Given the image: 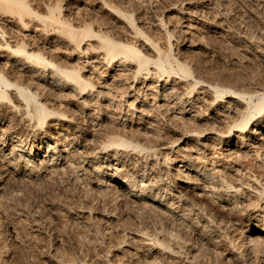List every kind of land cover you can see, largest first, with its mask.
I'll use <instances>...</instances> for the list:
<instances>
[{"label": "rangeland", "instance_id": "1", "mask_svg": "<svg viewBox=\"0 0 264 264\" xmlns=\"http://www.w3.org/2000/svg\"><path fill=\"white\" fill-rule=\"evenodd\" d=\"M28 1H31L29 3L41 14H46L52 5H58L55 12L60 18L67 19L76 27L89 23L97 32H106L107 35L122 41L130 40L129 42H133L135 46L139 44L137 47L143 54L147 52L145 54L147 56L155 57V46L168 51L179 62L185 63L191 69L192 75L200 81L195 86L197 92L192 93L196 94L195 96H205L204 98L210 100L212 89L209 84L242 92L264 89V0ZM0 22V27L6 28L10 36L21 37V30L14 18L0 17ZM31 23L33 24L29 22V29L23 32L27 35L25 38L33 42L35 49L45 51V55L52 57L60 65L80 67L81 74L91 79L97 89L104 90L107 99L114 97L118 100L117 95L121 91L129 92L123 95L117 106L104 107L106 101L92 100V102L88 101L89 108L82 111L78 107L85 96L80 97L77 92H71L68 85L62 88H51L43 84L33 85L34 83L30 85L32 89L40 92L41 101L48 99L45 103L51 102L50 105L48 104L49 107L58 108L57 111L62 110L66 115L60 117L59 124H55L59 122L55 119L49 122L58 126L64 136H57L54 128H51L48 140L52 145L58 144L56 145L58 150L63 147L59 151L63 156L66 154L65 158L72 167H76L78 172L74 176L66 171L67 169L53 167L47 170L44 167L46 171L41 169L38 175L36 173L30 176L14 173L0 161V176H2L0 178V264H7L3 260H8V264H158L156 262L159 264H264V233L261 234L262 243L258 242V247L255 246L257 248L251 249L246 243V238L248 239V236L255 231L261 230L263 226L260 221L252 217L264 213V198L259 199V195L251 188L252 185L256 187L257 181L246 180L244 183L242 172L244 169L235 175L234 170L222 172L228 181L233 180L231 182L233 185L236 183L238 186L241 183L236 198L240 201L234 199L231 202L239 206V211L242 207L239 213L237 209L234 211L237 206L235 203L233 204L235 208H232V204L206 195L197 197L198 195L193 194V190L186 188L184 184H176L172 176L167 173L168 167L165 166L166 163L162 158L163 155L178 158L182 154L191 153L196 159L195 162L197 161L196 165H202L206 161L208 163L212 159L216 164L215 169H220L222 163L228 162L234 165L232 167L234 168L237 166L234 163L238 161L237 163L249 165V167L244 165L245 167L253 166L250 169H253L255 174L258 173L257 178L263 182L264 164L261 162H264V156L259 161L252 155L253 147L251 143L249 144L250 141L239 145V148L234 147V144L231 145L238 153L241 152V155L246 152L251 154L240 156L235 162L233 160L236 156L227 154L230 145L223 141L210 139L213 136L208 133L198 135L199 137L184 133L187 127L188 129L196 125L203 128L211 127L213 109H219L223 104L207 110L206 118L197 121H192L188 118V114H182L167 105V107L165 105L155 107V104H152V109L151 106L149 109L145 108L138 102L141 100L140 97L133 100L135 93L130 91L131 87L126 88L130 84L139 87L142 81L134 83L133 78L125 77L126 71L115 69L114 74L113 70L105 67L106 65H100L101 50L91 49L89 45L96 46L95 39L83 41L81 47L87 51L79 53L57 29L52 30L49 27L46 30L39 21ZM135 28L141 30L145 36L135 34ZM1 54L5 55V52L2 51ZM0 62H3L2 58ZM172 64L175 65V62ZM149 67L153 68V65ZM112 72L116 77L113 81ZM117 76L121 77L117 79ZM148 78L144 80V84L151 82ZM183 79L174 84L180 90L185 86L183 82L192 80V77ZM146 88L147 86H141L140 90L147 91ZM146 98L149 102L152 101L149 95ZM224 100L232 99L225 97ZM130 101H133L136 108L132 118L129 117L128 112L121 114L123 107L127 109L126 103ZM232 102L234 101L230 103L231 112L234 115L235 107L241 105L235 106ZM4 104L0 105V116L2 114L7 118L14 116L16 117L14 120L17 121V116L13 113L16 111L8 103L4 102ZM95 106L100 108L99 115L91 110ZM201 109L204 108L200 107ZM139 111H143L144 115H138ZM63 119L68 120L67 123ZM122 120L127 123L125 128H128L129 134L130 132L144 136L147 134V137L142 135L140 141L145 145L157 144L160 154L156 159L154 157V160L150 155L152 151H148L147 148L138 151L137 154L132 147H116L123 162L114 160L116 164L105 167V170L110 171L111 167L117 166L121 171L118 174L123 171L127 174H139L142 172V167H152L154 171L145 173L144 179L152 181L153 176L157 178L160 176L162 181H170V184L176 185L171 193L181 190L183 195L186 194L184 196L187 197L188 205L194 204L192 208L189 207V211L186 210L187 218L185 217L186 220L183 221H187L186 226L183 222V224L180 222L179 224L176 220L174 222L170 214L164 215L156 208H152L149 203L150 198L140 202L131 197L136 204L131 205L133 201L130 204L129 197L121 192V187L89 166L87 161L90 156L96 153L100 155L106 138L112 135V130L120 129ZM16 121L4 120V124H1L2 132L16 130L20 132L19 134H24L23 143H34L40 149L45 147V144L39 143L38 136L41 134L36 133V137L32 138L31 134L36 130L34 131L26 120ZM226 121L229 122V118H226ZM8 123H12L11 126ZM213 127L221 131L225 129V124L218 121ZM260 130L264 133L263 129ZM155 132L157 136L152 135ZM146 138H149L148 141ZM259 164L263 165L262 168ZM237 176H243L242 179L240 178L242 182L234 180ZM156 177L154 180L157 179ZM97 182L101 183L99 188ZM156 186L157 188L162 186L159 191L166 190L162 183ZM156 186L153 188L155 189ZM197 192L200 190L197 189ZM197 205L199 210L196 209ZM230 205L233 211L229 208ZM257 217L260 219L261 216ZM167 230L178 235L177 240L172 241L167 238Z\"/></svg>", "mask_w": 264, "mask_h": 264}, {"label": "bare ground", "instance_id": "2", "mask_svg": "<svg viewBox=\"0 0 264 264\" xmlns=\"http://www.w3.org/2000/svg\"><path fill=\"white\" fill-rule=\"evenodd\" d=\"M29 2L31 3V1H28V0H0V17L1 18L2 17L14 18V20L18 24L17 26H19L18 27L19 30H21L20 31L21 37L13 38L12 36L9 35L6 28L0 27V58L3 59V62H0V105H3L4 102L8 103L10 107L13 108L14 111H16L13 113L16 114L17 119H18L16 121L14 120V118L16 119V117L8 116L9 118H7L5 116H2L3 115L2 114L0 116V130L2 129L1 124H4V120L6 119L9 122H15V121L20 122L22 120H26L31 126V128L32 129L34 128V131L36 130L35 132H32L31 134L32 138L36 137V133L38 135L41 134L40 136H38L39 143L45 144V147H44L45 149L44 148L40 149V147L36 146L34 143H23L22 135L24 136V134H19L20 132L18 133L16 132V130L14 131L11 129L12 131L11 130L5 131L3 129L4 130L3 132L1 130L0 131V161L4 163V166L6 165V167L8 166L9 168H11L10 170H12L14 173H19V174L22 173L24 175H30V176L36 175L37 173L38 175V172H40L41 169H44V167L47 170L48 168H53V167L54 168L60 167L62 170L67 169L66 171H68L70 174L74 176L78 172L76 167H72L68 159L65 158L66 154H64L65 156H63L62 152L59 151L63 147L61 149L59 148L58 150L56 146L58 144L55 145L54 143V145H52L49 143V140H48V136H49L48 133H50L49 130H52L51 128H54L57 136H64V134L61 132L58 126L52 125L49 122L50 120L55 119L59 121V122H55V124H59L61 122L62 116L66 117V115L62 113V110H60L61 112L57 111L56 109L58 108L55 109V107L53 108L51 106L50 108L48 104L51 102L47 104L45 103L48 99L46 101H41L39 99L40 92H38V90L34 88L32 89L30 85H32L33 83H34L33 85L43 84L45 86H50L51 88H54V87L62 88L64 85L65 86L68 85L69 90L71 92L72 91L77 92V94L80 97L85 96V98H83V101L80 103L81 105L78 107V109L79 110L81 109L82 111L89 108L88 101L92 102V100L94 102L96 100H100L103 102L106 101V103L103 104L104 107L109 106V105L110 106L112 105L113 107L117 106L119 102L121 101V99H123L122 98L123 95L125 96V94L129 92L127 90L121 91L120 94L117 95L118 96L117 98H119L118 100L114 99V97H110L107 99V97H105L106 92H104V90L102 91V90L97 89L93 81H91V79L84 77L80 72V67L78 66L69 67V66L60 65L52 57H48L47 55H45V51L39 50L37 48L36 50L34 48L33 42L31 41L29 42V40L25 38L26 34L23 32L29 29V26H30L29 22L32 25L33 23L31 22H35V21H39L41 25L45 27V29L49 27L52 30L57 29V31L61 33L63 36H65L67 40L69 41V43H71L79 53L87 51V49L86 51H84L85 49H82L81 47V43L83 41H87L91 38L95 39L96 46L94 44L92 45L89 44V45L91 49L101 50L100 51L101 55L99 58V63H101L100 65L102 64L106 65L105 67H107L110 70H113L114 74H115V69L124 70L126 71V73L124 72L126 78H133L134 83L135 82L141 83L142 81L141 86H147L146 88L147 91H143V92L140 90L141 86L133 87L132 86L133 84L126 86V88L131 87L132 90L130 91L131 92L133 91L135 93L133 94L134 96L133 100H136L138 97H140L141 100H139L138 102L141 103V105L145 108L148 107L149 109L151 106L150 109H152V104H155V107H161V106L167 105L175 109V111L178 110L182 114H188V118L191 119L192 121H197V120L206 118V116L208 115L207 110H210L212 108H215L218 105L223 104L221 108L218 106L219 109H216V110L213 109L214 115H212L211 117L212 118V122L210 123L212 124L210 125L211 127L203 128V127L196 125L195 127L190 128V129H188L187 127L184 133L190 134V135L191 134L197 135V136L198 135L202 136L203 133L204 134L208 133L209 135L213 136V137H210V139L213 138V139L219 140V142L223 141L224 143L230 146L234 144L235 145L234 147H238L239 145H242L243 143L250 141L249 144L251 143V147H253V148L250 147L252 149L251 150L252 155L255 156L259 161L261 158L263 159L264 151L262 150H264V133H262L260 129H263L264 131V89H261L260 91H258L257 89L253 92H246V91L242 92L240 90H235V89L227 90L220 86L209 84L211 86L210 89H212L210 100H207L208 98L207 99L204 98L205 96L204 97L199 96V95L195 96L196 94L194 95L192 93L195 91L197 92L196 90L197 87L195 89V86L198 85L200 81L192 75L191 69L185 63L179 62L168 51L161 50L157 46H155V53H156L155 57L147 56L145 55L147 52L146 53L144 52L143 54L140 48L137 47L139 44L135 46L133 42H129L130 40L122 41L119 39H115L114 37L110 35H107L106 32L105 33H103L102 31L97 32V30H94L89 23L82 22L83 23L82 25L76 27L71 22L67 21V19L64 20L60 18L56 14L57 12L56 9L58 8V5H54V6L52 5V7L48 9L46 14H41ZM109 7H112V5H109ZM135 34H140L142 36H145V34L142 33V31L137 28H135ZM2 51L5 52V55L1 54ZM173 62H175V65L172 64ZM149 65H153V68H150ZM150 71H153V72H150ZM117 72H116V75L118 74ZM114 76L112 72L111 74L112 81L114 78H116ZM188 76H191L192 80L183 82L185 86L182 90H180L178 87L174 85L176 81L180 82L184 80L183 79L184 77H188ZM120 77L117 76V79ZM146 78L151 79V82L144 84V80ZM158 81L160 83H158ZM154 82L156 83V85L151 86L150 84ZM148 95L150 99H152L151 102H149V100H147L146 98V96ZM13 97L15 99H13ZM86 97L88 99H86ZM225 97H228L232 100L225 101L224 100ZM15 100L17 102H15ZM231 101H234L232 103H234L235 106L241 105L239 107L233 106L235 107V110L233 111L234 115H232V112H231L232 110V106L230 105ZM132 102L133 101L126 103V106L128 108L126 107L127 109H125V107H123L124 110H123V113L121 114H126L128 112V114H130L129 117L132 118L134 110L136 109ZM4 105L6 106V104ZM96 107L97 106H95V108H91V110L92 112L96 111L95 114L99 115L100 111L98 110L100 108L97 107L96 109ZM200 107H203L204 109L200 110ZM138 115H144V112L139 111ZM145 115L149 116L150 114L149 115L145 114ZM229 115L231 116L229 117ZM226 118H229V122L226 121ZM218 121H221L225 124L224 130L220 131L213 127L215 122H218ZM11 124H9V126H11ZM126 124L127 123L126 122L124 123V121L120 122V125H121L120 129L117 127L118 129L111 131L112 135L106 138V140L103 139L105 140V142L103 143L104 145L102 147L100 155H97L96 153V155L93 154L92 156H90V159L87 161L89 163V166L96 169L101 176L111 179L112 181H114V183H116L117 186L121 187L122 189L121 192L123 191V193H125L129 197L128 199L131 200V201L129 200L130 204L133 201L131 205H133L135 200L141 202V201H147L146 199L150 198L151 202L149 203H151L150 205L153 206L152 208L154 209L156 208L157 211L158 210L161 211L162 213H164V215L167 213L169 216L170 214V216L173 217V221L176 220L178 223L179 222L181 224L184 223L185 225L187 221L186 222H183V221L186 220L187 218L186 210L189 211L190 210L189 207L192 208L194 204L192 205V202H191L190 204L192 206H189L187 202L188 200L186 201L187 197L184 196L186 194L184 193L183 195V193H181V190H177V188H175L177 190L176 193H171V190L176 185L170 184V181L164 182L162 181V178L158 175H157L158 178L152 175L153 176L152 181H150L149 179L148 180L144 179L143 177L144 174L145 173L147 174L148 171L152 170V167L144 166L143 164L142 166L144 167H142L141 169L142 172H140L139 174L138 173L127 174L123 170H122L123 172L121 173L122 175L118 174L121 171L117 169V166L111 167L110 171L105 170L106 169L105 167L112 166V164H116L115 161L119 163L121 161V159L119 158L120 154H118V150L115 149L116 147H123V148L132 147V149H134L136 153L138 151H142L145 148H147L148 151L150 152L152 151L150 155H152L153 159L154 157L156 159V156L160 154L157 144L154 143V145H151L152 143L149 140L151 144L145 145L144 143L140 141L141 136L143 134L142 135L140 133L131 134L133 132H130L129 134V132L127 131L128 128L127 129L125 128V126H127ZM152 135L157 136L156 132L155 134H152ZM231 136H235L236 138L234 139ZM146 139L148 141L149 138H146ZM25 140L27 139L25 138ZM172 142L173 141H171V144ZM230 146L228 148L227 154H230V155L234 154L236 156L234 157L235 159L232 158L234 159L233 161L235 160L237 161L240 156H247V155L249 156L250 154L246 152L245 154L241 155V152L238 153V151L234 149V147L232 146L230 147ZM163 156L164 157L162 158H164V161L166 163L165 166L167 165L168 167L166 171L168 174H170V176H172L173 178L172 180H174V182L176 181L175 182L176 184L182 183L185 185L186 188L192 189L193 194L195 193L198 195V196L196 195L197 197H200L202 195H204L203 197H205L206 195V197L209 196V197L218 199V201H224L226 203L232 204L231 202H233L234 199L238 198V195H239L238 193L241 187V183L238 186H236V183L235 185H233V183H231L233 180L231 182L228 181L224 177V175H222V172L225 170L227 172L228 170H234L236 173H233V174L235 175L244 169V171H242L244 175V179H245L244 183H246V180L248 182L249 180H251L252 182L257 181L256 187L252 185L251 188L255 190V193L257 195H259L258 196L259 199L264 198V180L263 182H261V180H259L260 178L259 179L257 178L256 174L258 173L255 174V172L252 171L253 169L252 170L250 169L253 166L252 167L250 166V168H248L249 167L248 164H247L248 167H245L244 165L246 164L243 165L242 163H237L238 161L237 162L235 161L236 163L234 162L233 163L236 164L237 166H235L234 168H232L234 165H230V162L228 163L225 162L227 164L222 163L220 169H215L216 164L214 163V160L212 159L210 162L208 161L209 164L206 161V162H203L202 164L203 166L201 164L196 165L195 163L197 161L195 162L196 159L191 155V153L182 154L178 158L172 157L170 155H163ZM198 156L200 159V155ZM176 160H179V161L176 162ZM199 161L201 162L202 160H199ZM261 163L264 164V162H261ZM260 166L262 168L263 165H260ZM1 169L3 170L4 168L2 167ZM12 171L10 172V174H12ZM167 173L166 175H168ZM1 177L2 176H0V178ZM155 177L157 179L154 180ZM241 177L243 178V176H237L236 179L234 180L238 181L240 180ZM240 182H242V180H240ZM97 183H98L97 186L99 188V185H101V183L99 182ZM161 183L166 188V190H164L163 192L159 191L162 186L160 188H157L156 186L157 184H161ZM154 186H156L155 189L153 188ZM178 186H181V185H178ZM185 187L183 186V188ZM197 189H199L200 192H197ZM116 195L118 194L116 193ZM131 197L135 198V200L131 199ZM236 200L240 201L239 199H236ZM134 205L136 204L134 203ZM235 205L237 204L235 203ZM235 205H233L232 208H235L234 207ZM241 205L244 206L243 204ZM237 206L234 211H236V209L239 211L238 209L239 206L238 207ZM229 208H231V205ZM232 208L231 210L233 211ZM196 209L199 210L198 205ZM241 210H242V207H241ZM198 214L199 213H197V215ZM257 216H261L260 219H258ZM252 217L254 220L260 221L263 224V226L261 227V230L255 231L254 233L248 236V239L246 238L247 240L246 243L249 244V247L251 249L257 246L258 242L262 243L261 238L263 237L261 236V234L264 233V213L262 215H256ZM166 236H168L167 238H169L170 240L174 241V240H177L176 236L178 235H175L171 231L167 230ZM3 261L7 264L9 263L7 262L8 260L7 261L3 260ZM156 263L159 264V262H156ZM81 264H85V263H81Z\"/></svg>", "mask_w": 264, "mask_h": 264}]
</instances>
